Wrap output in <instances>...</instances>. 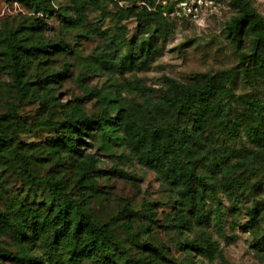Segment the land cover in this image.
Instances as JSON below:
<instances>
[{"label":"rangeland","instance_id":"rangeland-1","mask_svg":"<svg viewBox=\"0 0 264 264\" xmlns=\"http://www.w3.org/2000/svg\"><path fill=\"white\" fill-rule=\"evenodd\" d=\"M49 1L56 11L69 4L68 0ZM156 1L167 5V33L151 39L155 54L147 69L119 75L112 70L88 66L89 57L97 47L111 52L110 42L119 45V54L140 45L144 37L138 35L134 19L120 23L101 21L99 12L90 10L89 26L82 31L72 30L63 27L57 13L42 17L11 0H0V39L7 31H13L45 51L28 65L25 75L30 84L37 77L44 78L43 87L49 90L45 105L36 98L20 101L6 60L0 56L3 127L7 133L12 132V143H19L27 156L32 176L54 181L92 220L109 226L119 243L115 250L119 262L125 257L146 256L145 250L139 247L145 242L164 252L165 260H157L159 264H264V221L254 228L248 216L252 208L260 213L264 211V160L254 159L256 148L244 137L229 140L217 131L208 135L212 150L228 152L229 163L246 165L233 177H243L247 189L238 192L237 198L219 195L221 224H215L211 215L208 225L191 223L189 229L182 232L174 226L175 210L166 186L151 169L140 165L133 151L120 141L112 140L105 146L96 134L90 140L78 141V158L72 159L70 154L57 158L54 153L56 127L52 128L51 123L63 120L75 104L88 116L96 115L105 106L104 98H114L115 94H111L117 92L121 104L140 103L135 90L124 88L125 83L134 79L141 86L152 88L153 98H156L157 81L164 76L185 83L194 74L230 70L233 76L230 88L234 94L257 96L264 114V78L245 79L239 67V54L248 50L249 41L244 38L236 47L224 32L225 23L236 15L229 0H215L214 6L196 19L185 17L180 11L177 13L170 0ZM249 1L264 18V0ZM144 4L147 0L135 4L121 1L118 6L143 7ZM103 6L107 12L117 9L116 3L110 0H103ZM92 26L105 31L106 37L89 35ZM56 46L63 50L57 51ZM227 110L230 117L244 112L243 106L235 102L228 104ZM9 160L0 162V213H5V204L12 200H21L29 208L48 213L46 189L29 184L18 163ZM84 162L90 165L88 173L83 175L80 168ZM208 209L213 210V204H209ZM201 236L215 241L221 256L217 255L211 262L194 252L187 256L181 248L183 240L196 242ZM0 247L16 253L18 243L11 233L0 231ZM0 264L13 263L1 258ZM82 264L103 263L87 259Z\"/></svg>","mask_w":264,"mask_h":264},{"label":"trees","instance_id":"trees-1","mask_svg":"<svg viewBox=\"0 0 264 264\" xmlns=\"http://www.w3.org/2000/svg\"><path fill=\"white\" fill-rule=\"evenodd\" d=\"M11 1L42 17L57 13L63 27L72 30L82 31L89 26L90 10L99 12L101 21L120 23L134 19L138 35L144 37L140 45L119 54V45L110 42L111 52L97 47L89 57L88 66L112 70L119 75L147 69L155 54L151 39L166 35L168 30L167 5L156 0H147L143 7L118 6L121 1L135 4L139 0H110L117 5L114 12L104 9L103 0H68V6L59 11L49 0ZM229 3L236 9V15L225 23L227 39L236 47L244 38L249 41L248 50L238 57L241 73L245 79L264 78V18L249 0H229ZM88 32L99 38L106 37V32L95 26L89 27ZM56 48L63 50V47ZM44 53L13 31H7L0 39V56L6 60L20 101L36 98L42 105L47 103L49 90L43 87L45 79L37 77L30 84L25 75L28 65ZM232 83L230 70L194 74L185 83L164 76L157 81L158 96L153 98V89L141 86L134 79L125 83L124 88L135 90L140 103L121 104L117 92L111 94H115L114 98H104L105 106L96 115L88 116L75 104L63 120L51 123L52 128L56 127L54 153L57 158L63 154L78 158V141L90 140L96 134L105 146L118 140L166 186L175 210L174 226L179 232L188 230L191 223L208 225L211 215L219 225L222 222L219 195L237 198L238 192L247 189L243 177H233L246 165L229 163L228 152L212 150L208 135L217 131L229 140L244 137L256 148L254 159L264 160V114L260 100L253 95L236 96L230 88ZM233 102L240 103L244 112L230 117L227 105ZM4 121L0 116V162L13 159L29 184L46 189L49 212L29 208L21 200L7 202L5 213H0V231L11 233L18 249L11 253L0 247V259L13 264H82L87 259H98L103 264H159L157 260H165L163 251L141 242L139 247L145 250L146 256L125 257L119 262L115 252L119 243L109 226L92 220L54 181L32 176L27 156L19 143H12V132L5 131ZM89 165V162L81 164L83 175L88 173ZM209 204H213V210L208 209ZM248 216L254 228L264 221V211L260 213L257 208L249 210ZM181 248L187 256L194 252L207 262L221 256V250L208 236H201L196 242L185 238Z\"/></svg>","mask_w":264,"mask_h":264},{"label":"built area","instance_id":"built-area-1","mask_svg":"<svg viewBox=\"0 0 264 264\" xmlns=\"http://www.w3.org/2000/svg\"><path fill=\"white\" fill-rule=\"evenodd\" d=\"M177 13L185 17L196 19L203 11L212 8L215 0H170ZM158 2V1H157Z\"/></svg>","mask_w":264,"mask_h":264}]
</instances>
